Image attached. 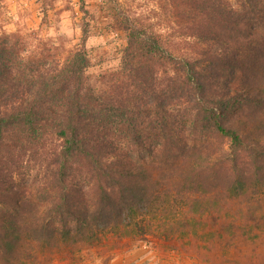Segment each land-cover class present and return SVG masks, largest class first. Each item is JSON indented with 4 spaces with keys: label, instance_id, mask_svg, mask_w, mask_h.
Here are the masks:
<instances>
[{
    "label": "trees",
    "instance_id": "16d2710c",
    "mask_svg": "<svg viewBox=\"0 0 264 264\" xmlns=\"http://www.w3.org/2000/svg\"><path fill=\"white\" fill-rule=\"evenodd\" d=\"M169 1V38L117 21L104 91L84 49L32 58L0 38V264L150 236L202 264H264V0ZM38 159L36 190L19 175Z\"/></svg>",
    "mask_w": 264,
    "mask_h": 264
},
{
    "label": "rangeland",
    "instance_id": "374dc122",
    "mask_svg": "<svg viewBox=\"0 0 264 264\" xmlns=\"http://www.w3.org/2000/svg\"><path fill=\"white\" fill-rule=\"evenodd\" d=\"M125 18L139 29L161 32L167 38L177 27L169 0H0V38L10 39L32 58L50 60L84 49L90 59L87 70L90 84L104 91L111 86L121 66L127 33L124 25L120 26L117 21ZM171 41L170 48L182 49L178 53L190 51L188 42L177 38ZM204 46L201 45V49L207 48ZM229 81L230 74L225 82ZM181 109L184 113L185 108ZM190 121L189 117L187 122ZM210 142L212 152L223 147L219 140ZM124 146L123 152L137 163L149 160L147 151ZM27 162L19 180L36 190L42 189L44 165L39 159ZM50 264L202 263L194 255L175 249L173 243L150 236L144 241L127 238L120 242H103L100 247L75 252L70 258L59 256Z\"/></svg>",
    "mask_w": 264,
    "mask_h": 264
}]
</instances>
